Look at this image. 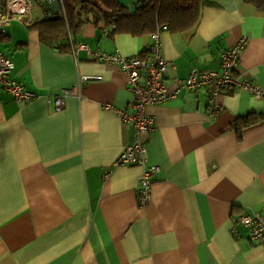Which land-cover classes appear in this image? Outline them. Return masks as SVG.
Listing matches in <instances>:
<instances>
[{
  "label": "crops",
  "instance_id": "crops-1",
  "mask_svg": "<svg viewBox=\"0 0 264 264\" xmlns=\"http://www.w3.org/2000/svg\"><path fill=\"white\" fill-rule=\"evenodd\" d=\"M201 1L191 28L132 33L91 20L68 50L32 27L59 19L50 6L6 27L0 49L15 62L11 77L38 97L20 104L0 89V264H264V237L233 231L237 216L264 215V97L226 89L217 117L203 88L148 106L155 129L142 139L160 171L140 206L144 166L116 163L137 139L124 118L136 110L127 74L81 47L147 58L160 31L174 87L194 69L221 70L222 53L248 36L236 73L264 91V9ZM80 80L82 97L57 110L54 95Z\"/></svg>",
  "mask_w": 264,
  "mask_h": 264
},
{
  "label": "built area",
  "instance_id": "built-area-1",
  "mask_svg": "<svg viewBox=\"0 0 264 264\" xmlns=\"http://www.w3.org/2000/svg\"><path fill=\"white\" fill-rule=\"evenodd\" d=\"M150 1V0H145ZM58 4L59 12L66 14L64 0H0V35L5 33L6 27L14 20L23 21L26 15H31L39 7H47ZM107 32V30H106ZM151 55L147 58L129 57L119 52L94 50L88 44H82L99 61L119 65L127 74L128 84L134 93L135 113L124 114L126 120L134 121L136 125V141L128 145L118 157L119 165H143L144 172L139 177V205L147 206L152 198V190L155 176L160 171V166L148 164L149 150L147 142L142 139L143 134L155 129V116L147 112L150 105L161 104L178 96L183 88H203L209 92L211 99L210 113L217 117L223 110L220 102L222 93L231 87L245 89L258 97H264L262 88L245 80L236 73V67L241 54L246 48L249 38L242 36L232 47L222 53L221 70H209L199 72L194 69L186 79L178 80L174 87L166 84L169 75L170 62L162 55L161 32L153 33ZM15 62L7 57L0 49V89L9 91L14 99L20 103H27L38 97V94L29 89L25 84L19 83L11 77ZM143 72L145 73L143 75ZM145 76V86L141 80ZM86 80L87 77L81 78ZM82 82L73 87L63 88L54 95V103L57 110H62L67 105L70 96L82 97ZM242 227L249 229L250 237L254 241L264 237V215L242 214L234 219L233 231L239 236Z\"/></svg>",
  "mask_w": 264,
  "mask_h": 264
},
{
  "label": "trees",
  "instance_id": "trees-1",
  "mask_svg": "<svg viewBox=\"0 0 264 264\" xmlns=\"http://www.w3.org/2000/svg\"><path fill=\"white\" fill-rule=\"evenodd\" d=\"M247 1L264 9V0ZM64 3L67 17L56 20L46 17L32 26L44 42L62 50L70 49L71 38L77 42L78 29L87 21L99 23L104 19L114 24L116 30L132 33L156 30L164 25L171 30H185L197 23L202 8L201 0H150L143 6L137 4L134 10L123 0H64Z\"/></svg>",
  "mask_w": 264,
  "mask_h": 264
},
{
  "label": "water",
  "instance_id": "water-1",
  "mask_svg": "<svg viewBox=\"0 0 264 264\" xmlns=\"http://www.w3.org/2000/svg\"><path fill=\"white\" fill-rule=\"evenodd\" d=\"M136 4H138L139 6H143L145 4V0H136ZM49 9L57 13V15H55V18H60V16L58 15V5L57 4L50 6Z\"/></svg>",
  "mask_w": 264,
  "mask_h": 264
},
{
  "label": "rangeland",
  "instance_id": "rangeland-1",
  "mask_svg": "<svg viewBox=\"0 0 264 264\" xmlns=\"http://www.w3.org/2000/svg\"><path fill=\"white\" fill-rule=\"evenodd\" d=\"M38 11H39V12H36V13H39L38 15H40V13H41V12H40V11H41L40 8H38ZM41 14H42V13H41Z\"/></svg>",
  "mask_w": 264,
  "mask_h": 264
}]
</instances>
